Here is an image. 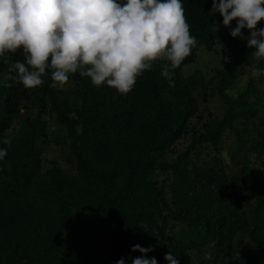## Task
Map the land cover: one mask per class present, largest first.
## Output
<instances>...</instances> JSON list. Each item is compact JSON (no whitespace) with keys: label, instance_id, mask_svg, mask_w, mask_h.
Segmentation results:
<instances>
[{"label":"trees","instance_id":"1","mask_svg":"<svg viewBox=\"0 0 264 264\" xmlns=\"http://www.w3.org/2000/svg\"><path fill=\"white\" fill-rule=\"evenodd\" d=\"M182 3L191 34L208 50L217 42L226 55L247 48L246 40L230 35L235 21L226 28L221 16L215 20L209 15L212 0ZM257 27L264 28V22ZM195 58L192 52L174 71L173 87L161 75L163 62H155L126 96L107 85L95 87L79 74L71 77L80 90L79 103L50 87V74L36 89L16 80L0 88V141L11 140L10 146L0 143L7 148L0 162V264H117L121 258L132 264L129 257L141 256L132 251L137 244L152 247L147 258L168 263L164 257L171 251L179 264H186L191 248L200 250L210 242L215 243V258L204 255L198 264L218 259L220 264H264V170L255 175L247 162L237 166L236 174L252 187L243 195L221 178L220 171L226 170L222 159L212 157L210 167L204 159L197 163L201 149L223 150L228 132L245 142L236 121L261 112L249 97L264 77L251 78L236 92L234 63L217 68L212 81L218 79L223 114L210 113L200 128L192 127L190 143L174 160L163 158L200 111L194 91L200 74L181 77ZM244 58L248 64L255 61ZM6 59L23 61V52ZM257 67H264V61H257ZM0 71H7V65L0 63ZM21 116L29 118L32 139L21 129L9 134ZM51 119L64 136L51 139ZM259 141L264 148V138ZM53 143L69 148L75 172L45 161V150ZM183 194L189 206L179 204ZM243 204L253 210V224L236 216ZM181 221L198 229L202 239L186 242L168 235L167 229Z\"/></svg>","mask_w":264,"mask_h":264},{"label":"clouds","instance_id":"2","mask_svg":"<svg viewBox=\"0 0 264 264\" xmlns=\"http://www.w3.org/2000/svg\"><path fill=\"white\" fill-rule=\"evenodd\" d=\"M219 13L230 35L247 41L252 59L264 61V0H212L209 15ZM248 35H244V31ZM198 45L191 34L182 0H0V63L7 65L3 81L16 80L26 89L45 84L65 88L79 74L95 87L107 85L120 96L135 87L138 78L157 61L161 75L174 86V71ZM24 60L6 57L18 51ZM226 59V58H225ZM264 77V67L252 70ZM11 145L10 139L0 141ZM7 148H0V162ZM132 264H157L147 258L152 247L135 245ZM168 264H179L170 251ZM117 264H125L121 258Z\"/></svg>","mask_w":264,"mask_h":264},{"label":"rangeland","instance_id":"3","mask_svg":"<svg viewBox=\"0 0 264 264\" xmlns=\"http://www.w3.org/2000/svg\"><path fill=\"white\" fill-rule=\"evenodd\" d=\"M213 16L215 20H217L220 15L219 13H216ZM247 48H243V51L236 50L237 55L234 52L230 55H226L219 42L215 44L214 50H208L205 45H201L198 41L197 47L192 50V52L196 54V58L193 62H190L183 67L181 77L187 78L194 72L200 74L194 87L195 95L199 99L200 111L197 116L192 118L188 133L174 144L171 150L163 155V158L169 161L174 160L176 154L190 143L193 134L192 127L195 126L196 128H200L205 121L209 120L210 113L216 116H221L223 114L225 103L217 91L216 85L218 79L214 78L212 81L213 77L216 76L217 68H223L230 62L234 63L235 85L233 90L236 92L242 91L251 78L258 81L259 78L252 76L253 68L257 67V60L253 61V64H248L244 58V56L251 57V53L254 49L249 48L250 50L247 51ZM5 74H7V71H0V88L9 85V80L3 81V76ZM62 96L70 103L80 102V90L72 81L71 77L68 85L62 89ZM261 99H264V84H261V82L258 81V91L251 95L249 100L250 102L255 101L254 103H256V107L261 112L257 116H247L236 121L237 128L243 134L242 138L245 141L243 144L237 141V138L233 135L234 133L228 132V136L223 145V150L222 148L220 150L212 147L206 149L203 148L201 149V154L197 157L199 159L197 163H200V161L204 159L205 162H207L208 167L212 166L211 163H209V160H211L212 157L222 159L225 162L226 170L220 171L221 178L229 183L231 187L235 189L240 188L243 195L249 192L252 187L249 185L248 180L242 178L239 173L236 174L237 166H240L243 162H247L255 175L261 174L264 170V148L259 141L264 138V115L261 114L264 111V101H260ZM48 117H50L49 114L45 116V118ZM25 118L26 116L24 119L23 116H21L15 121L14 125L9 130L10 135L21 129L23 134H26L27 138L32 139L34 131L29 123V118L27 120ZM22 119L24 121L21 123ZM50 122L49 134L51 139L58 135L64 136V131L61 126L54 119H51ZM44 157L46 162L50 160L57 161L67 172H75L76 170V160L71 155L68 147H60L53 143L45 150ZM233 174H236V176L233 177ZM186 197L187 196L183 194L179 199V204L189 206L191 201ZM236 216H243V218L248 219L251 224L255 222L253 210L247 204H243V207L239 209ZM179 222L180 221H176L177 224ZM183 224V221H181L179 226L176 228L169 227L166 232L168 235H172L176 237V239L185 240L186 242L191 240L200 241L202 239L203 236L199 233L198 229ZM214 244L215 243L210 242L203 245L200 250L191 248L190 258L186 264H198L204 255L214 259L216 253V247ZM241 245L245 246L244 248H247L249 246V241H244ZM156 260L157 264H168L164 261ZM209 264H220V260L210 261Z\"/></svg>","mask_w":264,"mask_h":264}]
</instances>
